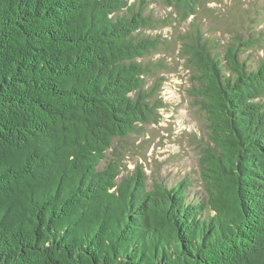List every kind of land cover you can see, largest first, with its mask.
Masks as SVG:
<instances>
[{
  "label": "trees",
  "instance_id": "obj_1",
  "mask_svg": "<svg viewBox=\"0 0 264 264\" xmlns=\"http://www.w3.org/2000/svg\"><path fill=\"white\" fill-rule=\"evenodd\" d=\"M160 1L186 20L206 0ZM148 2L0 0V264H264V58L245 56L264 30L183 42L210 141L201 196L100 168L157 121Z\"/></svg>",
  "mask_w": 264,
  "mask_h": 264
},
{
  "label": "rangeland",
  "instance_id": "obj_2",
  "mask_svg": "<svg viewBox=\"0 0 264 264\" xmlns=\"http://www.w3.org/2000/svg\"><path fill=\"white\" fill-rule=\"evenodd\" d=\"M146 12L161 21L156 28L145 30L161 42L158 51L150 52L144 62L150 66L158 62L165 65L146 77L149 86L160 84L157 121L139 124L136 132L115 138L100 168L110 161L117 163L118 181L142 168L149 189L155 182L173 186L189 178L194 184L190 194L201 196L199 159L210 141L206 114L194 94L195 85L183 53V42L195 25L207 37L224 42L237 32L239 25L264 30V0H206L186 20H180L175 9L160 0H149ZM167 44L172 45L168 52L164 50ZM245 56L250 59L249 63L256 65L264 58V45L254 46Z\"/></svg>",
  "mask_w": 264,
  "mask_h": 264
}]
</instances>
